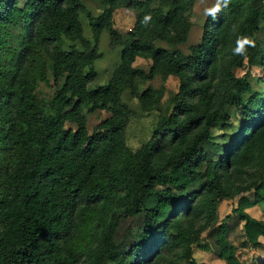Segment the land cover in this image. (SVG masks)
I'll return each mask as SVG.
<instances>
[{
    "label": "trees",
    "instance_id": "16d2710c",
    "mask_svg": "<svg viewBox=\"0 0 264 264\" xmlns=\"http://www.w3.org/2000/svg\"><path fill=\"white\" fill-rule=\"evenodd\" d=\"M119 8L135 15L124 35ZM221 9L187 43L191 0H0V264H206L205 232L222 264L239 249L264 264V220L247 212L264 205V0ZM103 32L118 61L89 87ZM239 37L254 42L242 55ZM169 76L161 109L152 81ZM139 117L149 137L132 147Z\"/></svg>",
    "mask_w": 264,
    "mask_h": 264
},
{
    "label": "rangeland",
    "instance_id": "374dc122",
    "mask_svg": "<svg viewBox=\"0 0 264 264\" xmlns=\"http://www.w3.org/2000/svg\"><path fill=\"white\" fill-rule=\"evenodd\" d=\"M193 2V26L190 31L187 43L195 42L200 34H201V25L203 22V18L205 14L216 4L217 0H191ZM88 3V6L91 7L95 12L98 10L93 7L92 3ZM135 15L134 12L127 8H119L116 9L113 13V28L120 34L124 35L126 32L132 29L134 24ZM85 31L87 32V27L85 26ZM119 47H113L110 44V40L108 34L103 32L100 38V43L98 49L101 53L100 58L96 61V70L98 71L99 76L95 81L90 83L89 87H95L99 84H104L108 77L110 76L111 71L115 67L118 61L119 55ZM135 65L143 67L145 69L148 68L149 62L141 57H138L135 61ZM154 88L158 89L159 97H160V108L164 109L165 104H167L169 96L176 92L178 88V81L169 76L165 81H162L159 77L152 81ZM52 88L48 86V84H40L39 86V98L38 105L43 106L49 100L52 94ZM135 107V103H134ZM105 116L104 112H101L100 117ZM99 116H94L90 123H97V119ZM149 126V118L139 117L134 122V125L131 130V135L128 138V143L132 147L138 146L143 141L147 140L149 137L148 129ZM263 185H259V188H262ZM235 199H224L218 204L217 214L219 219H222L227 213L231 211L234 205ZM263 204H258L253 207L247 209V212L255 218L264 220V214L262 212ZM125 223L123 224V226ZM256 231V229H254ZM257 236L259 240L264 241V230H257ZM234 236H232L233 238ZM234 239V238H233ZM203 241L208 243L209 249L202 250L197 247H194V258L199 262H205L206 264H222L223 260L220 259L217 255L218 247L216 244L215 235L208 234L205 232L203 234ZM241 250V249H240ZM257 253V252H256ZM238 256L243 261L242 264H253L254 257L251 255L250 250L240 251Z\"/></svg>",
    "mask_w": 264,
    "mask_h": 264
},
{
    "label": "clouds",
    "instance_id": "9594fccd",
    "mask_svg": "<svg viewBox=\"0 0 264 264\" xmlns=\"http://www.w3.org/2000/svg\"><path fill=\"white\" fill-rule=\"evenodd\" d=\"M229 2H230V0H218L215 7L208 10L207 14L211 15L213 17V19H215L216 13L219 12L220 10H222L221 4L223 5V7H227ZM150 19H151V17L149 15H146L142 22L145 23V25H147V22L150 21ZM253 44H254V42L250 38L239 37L237 39L236 47L234 48L233 52L236 55H242L245 52V47L251 46Z\"/></svg>",
    "mask_w": 264,
    "mask_h": 264
},
{
    "label": "crops",
    "instance_id": "0c3cea01",
    "mask_svg": "<svg viewBox=\"0 0 264 264\" xmlns=\"http://www.w3.org/2000/svg\"><path fill=\"white\" fill-rule=\"evenodd\" d=\"M264 219V218H263ZM262 241V240H261ZM264 242V241H263ZM244 250H246L247 251V249H239L238 250V254H239V252L240 251H244ZM249 251V250H248ZM250 253H251V255L253 256V257H257V253L254 251V250H250ZM254 260V259H253ZM253 260H251V261H253ZM242 261V260H241ZM243 262V261H242Z\"/></svg>",
    "mask_w": 264,
    "mask_h": 264
}]
</instances>
